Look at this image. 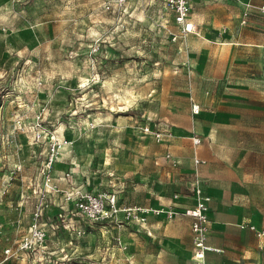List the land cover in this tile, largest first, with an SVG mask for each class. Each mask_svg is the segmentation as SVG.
<instances>
[{"label":"rangeland","instance_id":"374dc122","mask_svg":"<svg viewBox=\"0 0 264 264\" xmlns=\"http://www.w3.org/2000/svg\"><path fill=\"white\" fill-rule=\"evenodd\" d=\"M187 21L190 33L165 0H0V264H132L124 241L134 221L89 222L67 192H112L164 222L197 171L212 213H250L228 209V194L220 210L212 194L227 187L216 159L261 148L260 133L242 127L264 120V0H191ZM52 144L60 191L40 202L32 188ZM194 151L205 159L198 168ZM40 203L47 239L19 253ZM233 223L210 225V235L264 264V238Z\"/></svg>","mask_w":264,"mask_h":264},{"label":"crops","instance_id":"0c3cea01","mask_svg":"<svg viewBox=\"0 0 264 264\" xmlns=\"http://www.w3.org/2000/svg\"><path fill=\"white\" fill-rule=\"evenodd\" d=\"M243 124L242 128L254 129L260 133L262 141L260 151L256 153L245 152L232 160L216 159L219 171L218 180L222 181L223 184L225 183L227 187H220L217 194H212V198L215 202V195H218V209L222 210L227 207L222 202H224V195L228 194V209L250 210V213H245L243 216L230 213V218L226 220L219 212L217 214L211 212L209 201L207 211L209 232L207 233L206 244L210 249L205 253L207 264H253L249 260L252 258V251L249 248L238 249L236 245H223L220 238L210 235L209 228L214 223L224 225L234 222L233 224L240 229L255 230L260 238H264V220L262 221L263 228H259L252 223L254 221V219L252 220L253 210H260L261 212L258 215L264 218V120ZM197 146L193 145V147ZM194 157L203 161L198 167L205 163V159L199 157L194 151L191 155V165L193 167ZM195 174L196 180L200 181L197 171ZM255 186L259 187L257 191ZM200 188L205 196L211 198L209 193L201 186ZM177 196L179 195H175L174 198L177 199ZM116 198L120 207H129L128 205H121L117 196ZM184 199L171 202L170 208L175 212V215L169 220H164V222L153 221L148 218L147 213L145 222L133 223V232L124 241V245L130 247L132 264H194L191 259L194 252L193 238L190 231L191 218L185 215V212L195 206V197L192 193L184 196ZM182 213L185 216L181 215ZM124 220L123 215L120 214L117 223L120 221L122 223ZM251 227L254 229H251ZM241 233L243 232H230L227 237L230 240H237L240 238Z\"/></svg>","mask_w":264,"mask_h":264},{"label":"built area","instance_id":"2783aa9c","mask_svg":"<svg viewBox=\"0 0 264 264\" xmlns=\"http://www.w3.org/2000/svg\"><path fill=\"white\" fill-rule=\"evenodd\" d=\"M118 5L125 4L126 0H114ZM165 6L173 14L174 22L181 26V30L184 33H190L192 31V24L188 23L187 17L190 12V0H165ZM194 112L197 113L198 106H193ZM149 127L144 128V132H151ZM156 138H160L162 132H153ZM200 138L197 136L192 137V144L197 146L200 144ZM57 148L55 144H52L45 157L44 166L41 171L42 184L41 189L32 188V192L39 198L40 202L50 193L60 191L52 182L50 178V170L56 160ZM166 158L170 157L166 154ZM203 161L197 157L193 158L194 167H198ZM67 199L72 201L73 208L77 214L85 218L89 222H117L119 215L122 214L124 219L132 220L134 222H145V215L149 211L159 213L147 208H141L137 206L120 207L117 202L116 195L113 193L103 192H75L66 194ZM193 195L195 197V206L189 210H186L185 215L191 218L190 231L192 234V242L194 252L191 257L194 264H207L205 260V253L210 249L206 244V238L208 233V203L210 198L205 196L199 186V181L196 180V184L193 188ZM168 218H172L175 212H164ZM42 207L41 203L35 209L32 214V222L28 231L18 242L16 251L19 253L34 251L44 245L47 234L38 219L41 217ZM251 229H254L251 227ZM13 256L10 248H6L3 251V259L7 260Z\"/></svg>","mask_w":264,"mask_h":264}]
</instances>
